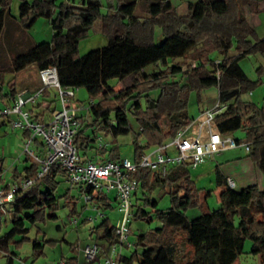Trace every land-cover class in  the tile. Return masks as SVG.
Masks as SVG:
<instances>
[{"label":"trees","instance_id":"obj_1","mask_svg":"<svg viewBox=\"0 0 264 264\" xmlns=\"http://www.w3.org/2000/svg\"><path fill=\"white\" fill-rule=\"evenodd\" d=\"M10 1L0 0V39L6 28L5 21L11 17ZM18 1L19 19L14 31L22 47L12 56L8 66L0 68V82L5 72L18 73L28 67L39 72L54 67L61 86L83 88L90 99L100 98L90 106L87 118L82 120L74 137L73 144L82 161L91 160L87 156L91 143L97 144V140L102 139L96 132H101L105 138L110 136L112 143L117 137L128 135L127 113L131 112L140 127L133 142V162L137 163L144 150L171 140L195 119L187 113L191 92L197 93L200 101L201 92L215 88L217 101L226 107L215 117L216 130L224 136L242 130L244 140L237 142L248 144L247 155L264 176V108L241 99L254 84L240 67V62L250 55L264 56V38L258 39L254 26L238 14L239 4L257 9V14L264 11V8L258 10L264 0H199L187 4L185 16L178 14L171 0H155L149 3L148 16L144 20L134 14L135 0H107L109 12L105 16L100 15L101 0ZM40 18L50 25L51 41L27 42L26 32ZM98 20L107 35V45L78 57L79 41ZM155 30L160 31L158 42L154 39ZM233 41L235 53L232 54ZM198 45L205 52V60L190 68L186 57ZM212 53L219 58L211 61ZM178 60L180 62L175 64ZM150 66H162L163 70L144 74ZM128 77H132V85L119 92L109 86L111 80L122 82ZM154 90L159 91L156 99L149 96ZM15 95L16 91L11 88L9 95L0 93V101ZM163 119L170 123L167 134L161 126ZM140 136L146 141L144 146L138 143ZM94 151L104 160H121L115 145L102 150L96 147ZM26 161L29 160L26 158ZM1 163L0 159V187L4 184ZM34 171L33 165L24 168L23 178L33 177ZM133 178L139 183V189L149 193L159 187L170 200L166 211L156 212L161 227L139 235L136 240L135 247L152 264H236L246 240L252 243L248 254L258 257L260 264H264V191L250 186L236 192L217 174L216 186L221 190L219 207L211 211L205 198L202 199L195 189L186 167L172 168L164 177L138 169ZM64 179V171L55 165L33 187L17 194L8 208L0 207V218L4 211L11 210L9 229L0 236V253L6 257L5 264H13L15 259V254L9 252L11 242L17 236L24 240L28 235L26 223L35 225L45 219L47 211L56 209L55 193ZM76 189L80 197L83 193L90 194L99 209H111L112 203L107 197L93 194L89 188ZM156 204L152 199H144L145 206L154 208ZM192 208H198L200 215L189 220L185 214ZM132 215L133 220H141L148 214L136 203L132 206ZM92 233H96L97 241L114 239V227L109 225L108 218ZM181 246L187 249L183 254ZM42 248L43 244L37 242L32 245L38 254ZM136 255L137 250L129 258L122 257L121 263L131 264ZM59 263L78 264V261L71 257Z\"/></svg>","mask_w":264,"mask_h":264},{"label":"rangeland","instance_id":"obj_2","mask_svg":"<svg viewBox=\"0 0 264 264\" xmlns=\"http://www.w3.org/2000/svg\"><path fill=\"white\" fill-rule=\"evenodd\" d=\"M132 0H126L131 2ZM134 14L139 19L144 20L147 14V7L149 3L155 0H135ZM199 0H171L172 4L177 8L178 14L185 16L187 14V4L194 3ZM207 1V0H205ZM112 4V3H111ZM19 5L18 0H11L9 2L10 19L14 23L19 19ZM113 5V4H112ZM264 5L261 3L258 10H263ZM239 17L247 18L249 22L254 26L258 39L264 38V11H260L257 14V9L251 7L246 8L238 5ZM109 12V3L107 0H101L100 15L105 16ZM26 40L31 43H48L51 41V28L49 23L44 19H37L32 28L26 32ZM18 34L15 33L14 28L6 27L3 35L0 39V68L3 70L4 65L10 63V59L13 55H16L21 50V43L16 41ZM160 31L155 30V42L160 40ZM107 35L101 29L100 21H96L88 31L85 38L81 39L78 44L77 56L82 57L88 52L101 49L107 45ZM252 40V39H251ZM206 50L212 51L210 48ZM231 53H235V44L233 41V47ZM219 58L216 53H212L209 56L211 61H215ZM205 52L201 45L192 51L186 57V64L190 68L195 67L199 62H204ZM180 62L179 60L175 62ZM172 65V64H170ZM3 67V68H2ZM240 67L244 71L249 82L254 84L251 91L242 94L241 99L244 102L253 103L258 108H264V56L259 54L250 55L240 62ZM163 70L162 66L154 67L150 66L145 69L144 74H151ZM133 83L132 77H128L122 82L111 80L109 86L113 88L115 92H119ZM38 85L37 71L34 67H28L25 70L18 73L5 72L2 74L0 82V93L4 96L9 95L11 88L16 91L27 89L32 91ZM54 93L53 90H51ZM159 91H151L149 96L153 99L158 97ZM201 98L198 101V95L195 92H191L188 96L187 113L190 118H196L200 115L202 109H205L208 105L212 107L217 102V90L210 88L200 93ZM100 98L90 99L83 88H78L75 93V101L86 105L89 101L97 102ZM54 101V100H52ZM57 107L58 103H56ZM130 132L128 135L119 136L116 138V142L112 143L110 136H105L101 132H96L103 141L106 142L110 149L113 145L117 148V154L121 159H128L133 162L134 160V145L137 135L140 133V127L135 120L131 112L127 113ZM163 131L167 134L170 128L168 119H163L161 122ZM88 134L92 137V132L88 131ZM235 140L243 141L245 133L242 130L236 131L230 134ZM23 132L20 130H11L10 127L0 125V159L2 164V179L4 184L0 187H4L15 180L22 179L24 177V168L29 167L31 163L26 161L23 153ZM139 145H145L143 137L138 138ZM166 143V142H165ZM35 147L30 150L35 151ZM96 144L91 143L87 156L89 159H93L95 156ZM154 147H150L144 150L145 154L152 151ZM242 149L236 150L237 153H244ZM37 152L35 151V154ZM229 152L216 155L215 157L207 158L202 166L196 169H189L192 181L194 182L195 189L198 194L205 198V203L208 208L213 211L219 207V198L216 194V174L215 167L218 163L221 167L226 165ZM83 157V156H82ZM55 196L57 198L56 209L53 211H47L45 219L38 221L35 225L26 223V227L29 229V233L24 240L21 236H17L9 246V252L15 254L13 264H57L65 258L76 257L78 264H89L85 261L83 256V249L93 244L94 242L102 245L108 249V243L104 241H97L96 233L93 232L95 228L102 222V220L108 218L109 225L116 227L122 220V214L118 211L116 202L113 201L114 194L110 195L112 199L111 209L101 210L99 214L105 215L104 218L96 219L97 212L93 211L91 206H86L83 199L79 196L76 188L70 187L65 180L59 183ZM136 199V201H135ZM144 199H152L157 202L154 208L144 205ZM141 205L142 209L148 214L147 217L141 220H131L129 223L130 235L128 243L131 248L124 249L122 257L129 258L131 254L137 250V255L131 264H152L149 258L141 256L140 249L135 247L136 240L139 235L149 233L161 227L160 222L156 218V212H164L170 207L169 196L164 190L159 187H154L149 193L143 191L141 188L137 191L133 200L134 204ZM74 207L75 212L72 213ZM186 217L189 220L195 219L200 215L198 208L189 209L186 212ZM53 216V217H50ZM9 229V217L0 220V236L5 234ZM34 242L43 244L41 254L35 253L32 249ZM252 243L250 240H246L243 245V254L239 257L236 264H260L259 258L254 257L248 252L250 251ZM75 250V251H74ZM187 249L181 246L180 252L183 254ZM6 263V257L0 253V264ZM125 264V263H121Z\"/></svg>","mask_w":264,"mask_h":264},{"label":"built area","instance_id":"obj_3","mask_svg":"<svg viewBox=\"0 0 264 264\" xmlns=\"http://www.w3.org/2000/svg\"><path fill=\"white\" fill-rule=\"evenodd\" d=\"M37 75L39 87L36 90L21 91L8 103L0 105V122L13 131L20 130L23 135L27 134V137H23L22 154L35 167L33 177L15 180L0 188V207L4 210L8 208L17 194L33 187L55 165L64 171V180L70 187L89 188L93 194L105 196L111 203L110 195L113 193V201L122 214V220L114 228V239L107 242L108 249L95 242L83 249L84 259L89 264H121L124 249L131 248L127 241L129 223L133 218V200L139 190V183L133 178L138 169L164 177L172 168L196 169L207 158L226 151L242 149L245 153L249 152L248 144L238 143L231 136H224L216 130L215 117L226 109L217 101L180 129L174 138L148 154L142 153L137 163L128 159L111 162L100 155L82 161L73 141L82 120L88 116L90 106L96 102L89 101L86 105L76 102L77 88L61 86L54 67L41 70ZM32 147L36 148V154L30 150ZM96 147L102 150L109 145L99 138ZM226 183L228 188H235L233 180L227 179ZM81 198L86 206H91L97 212L95 220L104 218L90 194L83 193ZM10 211H4L3 218L8 217Z\"/></svg>","mask_w":264,"mask_h":264},{"label":"crops","instance_id":"obj_4","mask_svg":"<svg viewBox=\"0 0 264 264\" xmlns=\"http://www.w3.org/2000/svg\"><path fill=\"white\" fill-rule=\"evenodd\" d=\"M14 24H15L14 21L13 20L11 21V19H7L5 21L6 27L14 28ZM36 86L37 87H35V89H33L32 91L36 90L39 87V81H38V85ZM24 90H27V89H23L21 91H24ZM19 92L16 91V94ZM9 100L10 98L0 101V105L8 103ZM209 108L211 107H209L208 105L205 109H202L201 112ZM0 125H5V124L0 122ZM236 150L238 149L226 151V153L229 152L228 159H227L228 161L226 165H224L223 167L220 168V166H218L219 164L215 163L216 164V167L214 170L215 174L216 175L219 174L222 177V180L224 181H226L227 179L233 180L235 183V188L233 190H235L236 192H240L241 190L247 187H250V186H256L260 191H264V176L260 173V171L254 165V163L249 159L247 153H245L243 150L241 151H243L244 153L242 154L237 153ZM220 193H221L220 188H217L216 194L218 198L220 196Z\"/></svg>","mask_w":264,"mask_h":264}]
</instances>
